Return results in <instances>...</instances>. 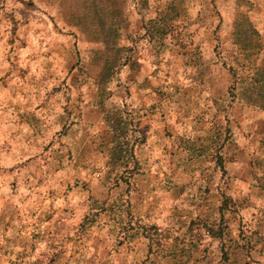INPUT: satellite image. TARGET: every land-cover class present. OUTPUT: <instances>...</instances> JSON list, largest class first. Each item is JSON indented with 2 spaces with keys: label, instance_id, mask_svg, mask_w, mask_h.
<instances>
[{
  "label": "rangeland",
  "instance_id": "obj_1",
  "mask_svg": "<svg viewBox=\"0 0 264 264\" xmlns=\"http://www.w3.org/2000/svg\"><path fill=\"white\" fill-rule=\"evenodd\" d=\"M264 0H0V264H264Z\"/></svg>",
  "mask_w": 264,
  "mask_h": 264
},
{
  "label": "trees",
  "instance_id": "obj_2",
  "mask_svg": "<svg viewBox=\"0 0 264 264\" xmlns=\"http://www.w3.org/2000/svg\"><path fill=\"white\" fill-rule=\"evenodd\" d=\"M257 72H259V76H260L259 84L262 83V86H264V66L263 64L258 67Z\"/></svg>",
  "mask_w": 264,
  "mask_h": 264
}]
</instances>
